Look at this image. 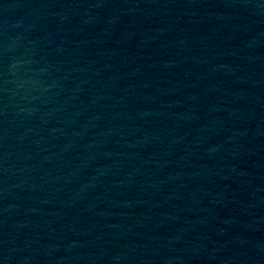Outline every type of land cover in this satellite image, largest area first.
<instances>
[{"label":"water","instance_id":"95a60500","mask_svg":"<svg viewBox=\"0 0 264 264\" xmlns=\"http://www.w3.org/2000/svg\"><path fill=\"white\" fill-rule=\"evenodd\" d=\"M0 264H264V0H0Z\"/></svg>","mask_w":264,"mask_h":264}]
</instances>
